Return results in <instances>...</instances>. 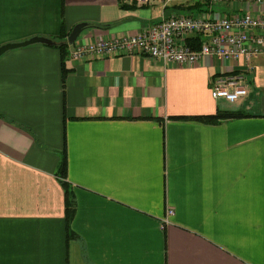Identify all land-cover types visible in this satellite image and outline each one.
<instances>
[{
    "label": "crops",
    "instance_id": "obj_1",
    "mask_svg": "<svg viewBox=\"0 0 264 264\" xmlns=\"http://www.w3.org/2000/svg\"><path fill=\"white\" fill-rule=\"evenodd\" d=\"M238 0H0V264H264V47L251 61L76 59V42L126 36L171 13L228 15ZM253 13L264 3L248 2ZM67 40V38H66ZM192 47L197 37L188 35ZM242 71L247 93L212 95ZM241 116L195 118L217 109ZM76 207L66 234L60 152ZM168 209L173 213L166 215Z\"/></svg>",
    "mask_w": 264,
    "mask_h": 264
},
{
    "label": "built area",
    "instance_id": "obj_2",
    "mask_svg": "<svg viewBox=\"0 0 264 264\" xmlns=\"http://www.w3.org/2000/svg\"><path fill=\"white\" fill-rule=\"evenodd\" d=\"M136 1L143 3L148 0ZM238 1L243 3V10H235L228 15L213 17L171 13L130 35H95L76 42L69 54L76 59L141 54L164 63L183 65L196 64L202 56L209 55L219 61L243 58L248 65L264 47V12L253 13L245 5L248 2L260 5L264 0ZM188 35L197 37V47L188 43ZM244 81L242 71H225L214 78L212 95L227 101L238 100L247 93ZM172 213L173 210L168 209L166 215Z\"/></svg>",
    "mask_w": 264,
    "mask_h": 264
},
{
    "label": "trees",
    "instance_id": "obj_3",
    "mask_svg": "<svg viewBox=\"0 0 264 264\" xmlns=\"http://www.w3.org/2000/svg\"><path fill=\"white\" fill-rule=\"evenodd\" d=\"M68 33L69 31L66 30L64 26V22L62 21L59 34L56 38H54V40L56 41L54 45L60 49V53H61L62 77H64V74H65L64 57L67 54L66 47L68 43H67L66 38L68 36ZM241 115H244V113L240 110L219 109L218 108L213 114L198 115V116H195V118L204 120V121L217 122L224 118L241 116ZM56 174L58 175L60 183L64 190V217H65V223H66V234L68 237H73L74 232L72 231V229H70V222L75 212L76 201H75L74 192L66 177L67 176V156H66L65 148L60 152V161L58 164Z\"/></svg>",
    "mask_w": 264,
    "mask_h": 264
},
{
    "label": "water",
    "instance_id": "obj_4",
    "mask_svg": "<svg viewBox=\"0 0 264 264\" xmlns=\"http://www.w3.org/2000/svg\"><path fill=\"white\" fill-rule=\"evenodd\" d=\"M87 26H89V24L84 22V21L76 23L71 28L70 32L68 33L67 41L69 43H72L73 41H75L77 36ZM35 42H42V43H46V44H54L56 41L54 39H52L50 37H46V36H32L30 38H27V39H24V40H21V41H13V42H7V43H4V44H1L0 45V54H2L3 52H5L8 49L15 48V47H18V46L27 45V44H31V43H35Z\"/></svg>",
    "mask_w": 264,
    "mask_h": 264
}]
</instances>
